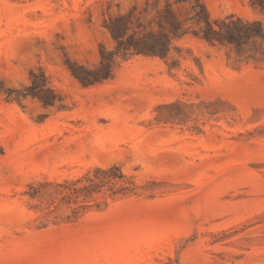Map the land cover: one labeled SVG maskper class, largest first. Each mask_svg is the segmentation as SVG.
Wrapping results in <instances>:
<instances>
[{"label": "rangeland", "instance_id": "374dc122", "mask_svg": "<svg viewBox=\"0 0 264 264\" xmlns=\"http://www.w3.org/2000/svg\"><path fill=\"white\" fill-rule=\"evenodd\" d=\"M202 1L264 27L249 0ZM146 3L0 0V264H264V39L211 46L185 4L167 60L88 87L69 69L115 50L111 17L157 30ZM40 70L55 107L12 93ZM112 174L87 198L59 187Z\"/></svg>", "mask_w": 264, "mask_h": 264}, {"label": "trees", "instance_id": "16d2710c", "mask_svg": "<svg viewBox=\"0 0 264 264\" xmlns=\"http://www.w3.org/2000/svg\"><path fill=\"white\" fill-rule=\"evenodd\" d=\"M249 1L254 9L264 14V0ZM185 4H191L193 16L187 21L193 22L198 27L195 35L211 46H234L240 51L253 41L264 39V27L261 22L249 21L236 16L213 20L202 0H153L151 3L147 0L143 20H146L152 13H156L157 30L143 24V32H136L135 29L140 27H132L133 12L124 16L111 17L105 22L104 28L115 41V50L110 52L104 46L101 47L100 64L94 69L70 64L69 69L72 75L85 87L95 86L112 79L120 61H127L141 55L167 60L172 50L175 49L174 42L188 35V32L184 30V22L180 19V14L175 10ZM12 93L16 95V99L29 97L37 99L46 108L55 107L59 99L56 92L49 87L48 78L42 70L39 76L34 71L31 72L29 87ZM112 170L117 169L113 168L109 172H113ZM105 174H107L106 171ZM95 179L99 180V178ZM95 179L88 178L59 187L64 189L68 197L87 198L103 186L112 184L116 180H125V177L121 174L120 176L112 174L100 183H97ZM83 182L86 184L77 187ZM125 184L124 190L126 191L133 185L129 181Z\"/></svg>", "mask_w": 264, "mask_h": 264}]
</instances>
